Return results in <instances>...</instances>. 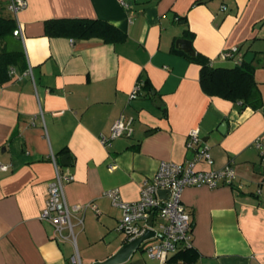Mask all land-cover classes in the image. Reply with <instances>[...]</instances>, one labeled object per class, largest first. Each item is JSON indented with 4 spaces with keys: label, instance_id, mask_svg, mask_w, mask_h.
Returning a JSON list of instances; mask_svg holds the SVG:
<instances>
[{
    "label": "crops",
    "instance_id": "obj_1",
    "mask_svg": "<svg viewBox=\"0 0 264 264\" xmlns=\"http://www.w3.org/2000/svg\"><path fill=\"white\" fill-rule=\"evenodd\" d=\"M10 12L23 32L11 47L23 57L0 79V165L7 166L0 167V264L107 259L129 238L117 229L123 210L104 192L117 188L123 201H136L161 161L184 164L206 146L213 162L196 168L230 163L236 178L184 188L194 257L182 247L166 264H264V0H27ZM60 18L100 19L124 38L48 36L45 22ZM181 38L214 66L252 63L260 107L206 93L201 65L177 51L188 53L176 43ZM235 46V58L221 57ZM119 118L130 121L131 135L102 143ZM193 130L199 142L188 147ZM52 154L73 176L64 185L68 205L99 209L75 214V243L40 218L56 173ZM120 264L159 263L141 246Z\"/></svg>",
    "mask_w": 264,
    "mask_h": 264
},
{
    "label": "built area",
    "instance_id": "obj_2",
    "mask_svg": "<svg viewBox=\"0 0 264 264\" xmlns=\"http://www.w3.org/2000/svg\"><path fill=\"white\" fill-rule=\"evenodd\" d=\"M27 0H10L9 8L17 13L25 8ZM17 21V20H16ZM17 37H23L22 28L17 22L14 31ZM239 47L235 46L225 49L221 53L223 59H233L239 54ZM12 69L10 73H13ZM142 82H138L134 87L131 97L135 98L140 94ZM132 128L130 121L124 118L115 120L111 127L109 137L101 135L102 143H109L111 139L124 135L130 136ZM199 142L198 131L190 133L188 147ZM212 163V156L209 148L203 147L196 153V156L187 163L179 164L172 161H161L156 173L146 178L141 187L140 198L136 201H123L117 188L104 192V196L110 198L114 205L123 210V216L117 226L118 231L123 232L129 240L134 239L151 228L155 230V236L142 243V247L149 259L157 261L159 264H166L172 253L182 247H191L192 241V218L187 208L182 202V192L185 187L207 185L210 188L218 187L220 184L231 185L236 178L235 169L229 163L222 168L215 170H198L196 163L200 160ZM51 161L55 166V177L48 184V198L43 208L40 218L48 221L54 227L56 236L59 239H71L74 243L75 232L73 217L80 210L88 207L98 212L99 209L92 203L85 205L69 206L66 202L64 185L73 180V176L61 170L55 155L52 154ZM6 169V165H0ZM165 191V196L160 191ZM152 216V225L148 223ZM80 219V223H82ZM157 224V228L154 226ZM68 231V235L65 234ZM73 262H77L73 256Z\"/></svg>",
    "mask_w": 264,
    "mask_h": 264
},
{
    "label": "trees",
    "instance_id": "obj_3",
    "mask_svg": "<svg viewBox=\"0 0 264 264\" xmlns=\"http://www.w3.org/2000/svg\"><path fill=\"white\" fill-rule=\"evenodd\" d=\"M17 21L14 17L0 16V79L6 80L9 67L15 65L23 57V52L11 47V39ZM45 33L48 36H69L90 39L101 38L106 42H116L124 38V33L116 26L100 19L60 18L45 22ZM185 54L190 60L201 65L200 82L203 90L210 95L241 101L242 106L258 108L263 103L262 96L255 79V66L247 61H237L232 67H217L207 57L197 53ZM191 247L184 254L194 257Z\"/></svg>",
    "mask_w": 264,
    "mask_h": 264
},
{
    "label": "water",
    "instance_id": "obj_4",
    "mask_svg": "<svg viewBox=\"0 0 264 264\" xmlns=\"http://www.w3.org/2000/svg\"><path fill=\"white\" fill-rule=\"evenodd\" d=\"M169 19L173 18V13H169L168 14ZM177 45H180V48H182L184 51L191 53L192 55H195V51L194 48L192 46V42L188 39H178L177 40ZM154 94V92L152 93ZM154 104L156 106H160L163 104L162 100L160 99V97L155 96L154 97ZM225 126L224 123H222V125L220 126V131H223V127ZM70 158V155H64L62 157V162L63 164L67 165L68 164V160ZM165 191H160V194L165 196ZM152 216L149 217L148 219V223L151 226L152 225ZM156 232L155 230L148 228L145 230V232L143 234H141L140 236L129 240L127 243H125L124 245H122L118 251L116 253H114L113 255H111L110 257H108L107 259L103 260V261H97L94 264H120L122 262H125L133 253L134 251L138 250L142 243L147 241L149 238L155 236Z\"/></svg>",
    "mask_w": 264,
    "mask_h": 264
},
{
    "label": "rangeland",
    "instance_id": "obj_5",
    "mask_svg": "<svg viewBox=\"0 0 264 264\" xmlns=\"http://www.w3.org/2000/svg\"><path fill=\"white\" fill-rule=\"evenodd\" d=\"M10 8H9V3L7 0H0V16L3 17H9L10 16ZM157 228V224L154 226ZM124 234V233H122ZM74 257L77 259V263L79 262V254L75 251Z\"/></svg>",
    "mask_w": 264,
    "mask_h": 264
}]
</instances>
